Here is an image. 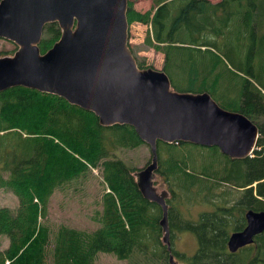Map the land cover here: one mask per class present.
Here are the masks:
<instances>
[{
    "label": "trees",
    "instance_id": "16d2710c",
    "mask_svg": "<svg viewBox=\"0 0 264 264\" xmlns=\"http://www.w3.org/2000/svg\"><path fill=\"white\" fill-rule=\"evenodd\" d=\"M127 20L149 25L144 41L164 53L162 68L173 88L207 91L259 127L256 147L244 158H230L216 145L157 142L156 174L171 194L166 197L168 214L174 210L180 216L179 222H169L170 229L193 225L197 239L202 227L218 229L224 234L217 240L211 236L209 247L230 254L227 234L234 220L245 209H264V0H151L143 11L128 0ZM59 35L58 24L47 23L39 49L45 51ZM137 64L152 66L138 58ZM224 71L229 82L220 92ZM179 73L186 81L179 83ZM142 143L132 126L101 125L92 111L61 96L22 85L1 90L0 188L11 189L18 205L0 206V231L8 237L0 264H92L97 251L124 256L132 249L144 264L161 259L166 253L161 208L140 193L137 167L117 154ZM90 168L100 169L105 184L95 212L100 226L81 233L61 224L51 238L45 220L50 192ZM223 184L227 186L219 190ZM189 202L213 209L201 211L194 222L182 212ZM141 227L149 230L150 240L140 241ZM254 245L251 253H238L233 264H252L254 254L257 264H264V230L254 236ZM185 257L192 263L196 254Z\"/></svg>",
    "mask_w": 264,
    "mask_h": 264
},
{
    "label": "water",
    "instance_id": "95a60500",
    "mask_svg": "<svg viewBox=\"0 0 264 264\" xmlns=\"http://www.w3.org/2000/svg\"><path fill=\"white\" fill-rule=\"evenodd\" d=\"M128 0H0V38L15 45L0 55V91L22 85L63 97L92 111L101 125L133 127L151 158L135 170L142 196L161 208L162 241L169 248L166 190L155 186L157 142L216 145L230 158L252 155L258 125L246 114L221 106L207 91L172 87L168 74L139 67L128 46ZM56 22L60 35L39 49L44 27ZM246 224L229 233L230 252L264 230V209L245 211ZM170 264H179L170 255Z\"/></svg>",
    "mask_w": 264,
    "mask_h": 264
},
{
    "label": "rangeland",
    "instance_id": "374dc122",
    "mask_svg": "<svg viewBox=\"0 0 264 264\" xmlns=\"http://www.w3.org/2000/svg\"><path fill=\"white\" fill-rule=\"evenodd\" d=\"M132 1L134 7L142 11L149 9L151 6V0ZM147 29H149V25L147 23L139 21H131L130 23L128 22V46L132 49V53L136 58V62L137 58L144 59L146 63H149L156 68L163 69L162 62L164 53L154 49L151 46H148L144 41ZM218 41L223 47V40L218 39ZM14 47L15 45L12 42L0 38V55L11 54ZM217 52L220 53L219 50H217ZM221 56L224 58L222 54ZM226 62L228 63L227 60ZM177 79L179 80V83H182L185 80V75L183 73H179ZM224 82H229V74L227 71H224L220 78V92L225 86ZM117 154L121 156L126 162L135 165L137 168L145 165L151 158L150 149L146 143H142L137 147L117 150ZM194 154L196 157L198 154L197 151H194ZM154 183L159 191H167L166 197L171 195L167 189L168 187L166 182L159 174H156ZM223 185L220 186L219 190L224 189L225 186H227ZM104 186L105 184L103 183L99 168H90V170H88L86 173H82L71 181L57 185L49 194L48 213L45 218L46 223L49 225L51 230V238H53L54 233L61 224L69 226L81 233L92 232L97 227H99L100 223L97 220L95 212L101 208L100 196ZM231 189L234 190V193L238 191V189L235 188ZM213 197L214 199H217V196L213 195ZM3 205L9 206L10 208H15L18 205L17 196L11 189L7 187L0 188V206ZM212 209L213 205H202L197 202H189L182 206L183 215L186 217H191L194 222L198 218V215L201 213V211ZM207 216L208 213L203 215L204 218ZM179 218V214H176L174 210L168 214V222L170 223L172 219H174L176 222H179ZM234 223L235 224L232 225L230 231L234 228L240 229L242 226V218H236ZM140 230V241H145L147 237V240H150L149 230L142 227ZM162 234L163 233L161 232V236ZM222 234L224 233L218 229L205 231L202 227L200 236L197 239L195 235V227H193V225L185 224L182 225L180 229L173 227L170 229L169 234V248L165 244L166 253L162 254V257L161 259L159 258V260L155 261L153 259L151 264H170V255L177 259L180 264H233L234 257L238 255L226 254L224 252H220V250L213 251L209 247L210 237L212 236L215 240H217L219 236H222ZM7 244V235L0 231V250L4 249ZM153 249L155 252H158L159 250L155 244H153ZM194 253L196 254L195 259L192 263H189L188 258L185 256L192 257ZM93 255L94 258L92 264L145 263V259L142 260V258H139V253H135L133 249L124 256L107 251H97ZM7 262L8 260L5 261V263ZM240 264L249 263L244 261Z\"/></svg>",
    "mask_w": 264,
    "mask_h": 264
},
{
    "label": "flooded vegetation",
    "instance_id": "af4514ba",
    "mask_svg": "<svg viewBox=\"0 0 264 264\" xmlns=\"http://www.w3.org/2000/svg\"><path fill=\"white\" fill-rule=\"evenodd\" d=\"M166 198V197H165ZM246 210H248V209H245V211ZM245 211L244 212H242V226L240 227V229L241 228H243L244 226H245V224H246V217H245ZM234 229H236V228H234ZM234 229H232V230H234ZM231 230V231H232ZM177 231V230H176ZM230 230H229V232H228V235H227V237L229 236V233L231 232ZM255 236V235H254ZM227 240H228V238H227ZM254 238H253V241L251 242V243H249V244H246L245 246H242V247H240V248H238L236 251H234V252H230L229 250H228V247H227V243H226V247H227V250H228V252L231 254V255H237L238 253H243V254H246V251L248 252V253H251L252 252V250H253V248H254ZM254 257H255V260H254V262H252V264H257L258 263V259H257V255L256 254H254ZM175 260H177V259H175ZM178 262V261H177ZM179 263V262H178ZM180 264V263H179Z\"/></svg>",
    "mask_w": 264,
    "mask_h": 264
},
{
    "label": "crops",
    "instance_id": "0c3cea01",
    "mask_svg": "<svg viewBox=\"0 0 264 264\" xmlns=\"http://www.w3.org/2000/svg\"><path fill=\"white\" fill-rule=\"evenodd\" d=\"M211 1H217V0H211Z\"/></svg>",
    "mask_w": 264,
    "mask_h": 264
}]
</instances>
